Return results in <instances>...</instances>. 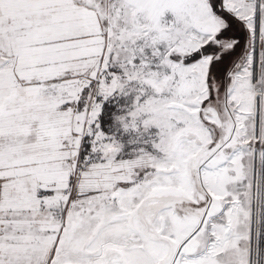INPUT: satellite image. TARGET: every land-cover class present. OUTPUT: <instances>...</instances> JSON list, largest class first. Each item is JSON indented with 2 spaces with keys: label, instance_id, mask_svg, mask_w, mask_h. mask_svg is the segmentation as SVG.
<instances>
[{
  "label": "snow or ice",
  "instance_id": "6c2138e0",
  "mask_svg": "<svg viewBox=\"0 0 264 264\" xmlns=\"http://www.w3.org/2000/svg\"><path fill=\"white\" fill-rule=\"evenodd\" d=\"M0 264H264V0H0Z\"/></svg>",
  "mask_w": 264,
  "mask_h": 264
}]
</instances>
